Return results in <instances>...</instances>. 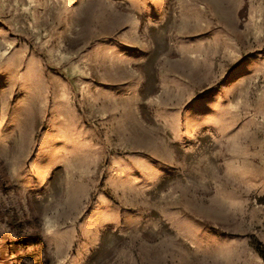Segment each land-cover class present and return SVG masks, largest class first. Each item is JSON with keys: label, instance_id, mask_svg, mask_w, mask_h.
Listing matches in <instances>:
<instances>
[{"label": "rangeland", "instance_id": "obj_1", "mask_svg": "<svg viewBox=\"0 0 264 264\" xmlns=\"http://www.w3.org/2000/svg\"><path fill=\"white\" fill-rule=\"evenodd\" d=\"M0 264H264V0H0Z\"/></svg>", "mask_w": 264, "mask_h": 264}]
</instances>
